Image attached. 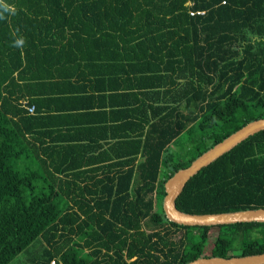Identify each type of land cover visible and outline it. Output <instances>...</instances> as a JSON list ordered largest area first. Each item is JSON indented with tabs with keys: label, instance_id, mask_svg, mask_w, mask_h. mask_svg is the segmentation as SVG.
<instances>
[{
	"label": "trees",
	"instance_id": "1",
	"mask_svg": "<svg viewBox=\"0 0 264 264\" xmlns=\"http://www.w3.org/2000/svg\"><path fill=\"white\" fill-rule=\"evenodd\" d=\"M3 3L15 15L0 8V264L35 241L44 247L33 264H186L264 253V223L186 227L162 210L164 183L177 170L264 119V0ZM20 37L25 45L13 47ZM73 78L111 79L124 92L105 157L82 153L96 143L35 142L43 131L31 89ZM182 133L192 155L169 168L168 147ZM175 205L198 215L264 209V132L199 171ZM97 221L101 233L90 226ZM156 221L177 229L168 235L179 234L178 248L149 232ZM160 244L169 256L158 255Z\"/></svg>",
	"mask_w": 264,
	"mask_h": 264
},
{
	"label": "crops",
	"instance_id": "2",
	"mask_svg": "<svg viewBox=\"0 0 264 264\" xmlns=\"http://www.w3.org/2000/svg\"><path fill=\"white\" fill-rule=\"evenodd\" d=\"M106 80L104 83L83 82L73 78L46 81L33 87L31 91L35 93L31 99L41 111L37 123L43 131V134L35 135V142H41L45 147H67L69 143L92 146L96 143L92 146L95 150L82 146V153L87 152L90 158H98L101 154L105 157L110 144L114 143L113 127L123 116V112H118L122 109L115 106L121 98L118 95H124V92L115 91L113 80ZM89 137L95 140H89Z\"/></svg>",
	"mask_w": 264,
	"mask_h": 264
},
{
	"label": "water",
	"instance_id": "3",
	"mask_svg": "<svg viewBox=\"0 0 264 264\" xmlns=\"http://www.w3.org/2000/svg\"><path fill=\"white\" fill-rule=\"evenodd\" d=\"M264 132V119L251 121L195 158L189 166L177 170L165 183L162 210L169 222L186 227H209L237 223H264V209L216 214H187L176 208L175 201L186 183L249 137ZM186 264H264V253L251 256L201 257Z\"/></svg>",
	"mask_w": 264,
	"mask_h": 264
},
{
	"label": "rangeland",
	"instance_id": "4",
	"mask_svg": "<svg viewBox=\"0 0 264 264\" xmlns=\"http://www.w3.org/2000/svg\"><path fill=\"white\" fill-rule=\"evenodd\" d=\"M248 36L250 37V35ZM193 145H194L193 140L191 142L189 140V136L187 137L185 133H182L180 137H178L175 141H173L168 147V153L170 154V158H171L170 163H168L169 168L170 165H174L189 160L192 155ZM161 169L165 170L163 166ZM160 211L161 210H159V212ZM213 235H215V233ZM43 247H44L43 243L39 241L38 242L35 241L25 251H23L14 260H12L9 264H33V262H31L30 260L33 261L37 260L41 255V251Z\"/></svg>",
	"mask_w": 264,
	"mask_h": 264
},
{
	"label": "flooded vegetation",
	"instance_id": "5",
	"mask_svg": "<svg viewBox=\"0 0 264 264\" xmlns=\"http://www.w3.org/2000/svg\"><path fill=\"white\" fill-rule=\"evenodd\" d=\"M96 214H99V212L97 211V210H95L94 211ZM101 213V215H105V213L104 212H100ZM86 218H82V220H85ZM156 220H159V219H156ZM142 224V228H141V230L142 231H144V230H146L145 229V226H144V222H142L141 223ZM99 225H100V227H99ZM90 226H91V228H95V229H97L98 231H99V233H101V227H103V224H102V222L100 221H97V222H90ZM174 230H177V229H175V228H173V227H171L170 225H168V224H162V223H160V222H158V221H156L155 222V224H153V225H151V231H149V232H159V234H160V236H162V238L163 239H167L168 241H169V243L170 244H172L170 247L171 248H178L177 247V245H176V242L178 241V239H179V234L177 235V236H173V238L172 239H170V236L168 235V233H170L171 231H174ZM178 233V231H176V234ZM154 241H156V244L157 243H159V240L157 239H154ZM93 244L95 245V246H97V247H99V243H98V241H94L93 242ZM171 248H169V247H163L161 244H160V246H159V249L160 250H162V252H159L158 253V255H160V257L162 258L163 256H169V254H170V250H171ZM100 259V258H99ZM138 260V258L137 257H133V258H131V259H125V261H126V263L127 264H129V263H131V262H133V261H137Z\"/></svg>",
	"mask_w": 264,
	"mask_h": 264
},
{
	"label": "clouds",
	"instance_id": "6",
	"mask_svg": "<svg viewBox=\"0 0 264 264\" xmlns=\"http://www.w3.org/2000/svg\"><path fill=\"white\" fill-rule=\"evenodd\" d=\"M0 8H2L4 12H11L13 15H15V9L9 5L4 4L3 0H0ZM3 19H5V16L3 14H0V20ZM24 45H25V40L23 37L15 39L12 43V46L16 48H22Z\"/></svg>",
	"mask_w": 264,
	"mask_h": 264
},
{
	"label": "built area",
	"instance_id": "7",
	"mask_svg": "<svg viewBox=\"0 0 264 264\" xmlns=\"http://www.w3.org/2000/svg\"><path fill=\"white\" fill-rule=\"evenodd\" d=\"M221 3H222V5H224L225 1H222ZM204 13L205 12H203V11H201V12H191L190 15L191 16H194L195 14L196 15H204ZM26 110H27L28 114L32 115V114H34L35 108H34V106H29V107H26ZM52 264H54V262H52Z\"/></svg>",
	"mask_w": 264,
	"mask_h": 264
}]
</instances>
